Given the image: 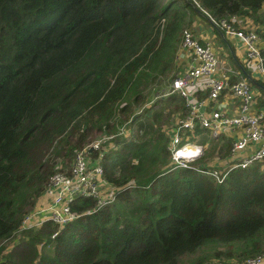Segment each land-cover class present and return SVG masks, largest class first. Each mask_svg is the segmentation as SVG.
<instances>
[{
  "label": "trees",
  "instance_id": "obj_1",
  "mask_svg": "<svg viewBox=\"0 0 264 264\" xmlns=\"http://www.w3.org/2000/svg\"><path fill=\"white\" fill-rule=\"evenodd\" d=\"M195 1L215 19L255 22L263 0ZM199 14L193 0H0V264H239L264 250V158L208 165L231 139L216 145L195 126L187 139L202 154L170 162L173 126L166 134L150 106ZM102 131L117 135L99 160L112 199L77 197L71 208L90 212L20 227L52 173Z\"/></svg>",
  "mask_w": 264,
  "mask_h": 264
},
{
  "label": "built area",
  "instance_id": "obj_2",
  "mask_svg": "<svg viewBox=\"0 0 264 264\" xmlns=\"http://www.w3.org/2000/svg\"><path fill=\"white\" fill-rule=\"evenodd\" d=\"M237 17L232 15L231 19ZM226 18H219L217 23L224 29L225 33L234 34L242 42L244 60H252L253 66L264 75V23L260 26L246 30L232 29ZM180 50L187 54L189 67L175 76L171 82L170 92L178 91L184 96L186 113L177 119L173 125L167 149L171 154L172 161L185 166L183 161L193 160L191 148L199 147L202 153L203 144L188 141L193 134L195 126H205L210 134L216 135L220 130L229 129L234 131L229 155L226 157L228 167H245L254 160L264 158V111L257 112L253 100V92L246 79L240 78L228 82L217 75L216 57L214 49L209 42H202L193 37L192 31L184 29L180 41ZM207 91L199 98L192 97L195 89ZM228 88L231 97L235 100V111L230 113L225 110L212 109L206 113L204 106L208 101L222 95L221 90ZM185 141L181 142V139ZM99 140L86 143L76 150L67 171L55 170L50 176L49 183L44 189L48 198L46 202L33 207L25 213L21 219L20 227H37L44 220H50L62 226L82 212H90L91 209L76 211L71 208V202L77 197H87L95 200V205L109 202L112 192L105 194L102 178V165L99 161L101 149L98 147ZM248 148L246 154H240ZM92 151L98 152V157L91 158ZM240 154V155H239ZM221 169V168H219ZM211 174L216 179H221L222 173L213 168ZM55 232L51 234L53 236ZM239 264H264V250L258 254L244 258Z\"/></svg>",
  "mask_w": 264,
  "mask_h": 264
},
{
  "label": "rangeland",
  "instance_id": "obj_3",
  "mask_svg": "<svg viewBox=\"0 0 264 264\" xmlns=\"http://www.w3.org/2000/svg\"><path fill=\"white\" fill-rule=\"evenodd\" d=\"M193 3L196 7L199 8V11L201 12V14H199V16H196V17L194 16L192 18L193 21L191 20L192 22H190V25L188 27H185L186 24L184 25L185 28H183L181 31V37H182L183 30L189 29L192 31L193 37L196 38L198 41L201 40L202 42H204V41L209 42L211 44L212 48L214 49V54L216 57V67L218 70L217 75L226 79L228 82L240 79L241 77H238L239 73L242 76V78H244V75H245L248 80H249V76H250L251 78H253L256 81L263 82V85H260V86L257 84L250 85L249 81H252V80L248 81L246 79L249 86H250V90L253 92V100L256 101V104H257V101L264 99V89L262 88V87H264V75L260 74L258 72V70H256L254 68L252 60L248 59L246 61V60H244V57L242 58L241 65L248 72V74L250 73L252 76L251 75L248 76L243 70H240L239 73H237L234 70V68L229 67V66H231V62H232L233 58L230 57V51H229V48L227 47L225 42L219 40L218 38H215L214 41L211 39L207 40V39L199 37L195 33L196 30L199 32V28L197 26H199L200 28H203V29L210 28L213 26L217 31H219L221 34H223V36L226 38H227V36H230V35L234 36L239 41L240 48L242 49L243 53L245 51V49L243 48L242 42L239 40V38L237 36H235L234 34L225 33L224 29L217 23V20H215V18L211 14H209L205 9L201 8L198 5L197 1L193 0ZM232 15L236 16L237 18L231 19ZM225 20H227L230 23L231 28L234 30H236V29L246 30L249 28H254V25H256L260 19L258 17V21L254 22L248 15H242L241 16L238 14H230V16L227 17ZM242 55L244 56V54H242V53L239 54V56H242ZM185 56H187V54L185 52H183L182 50H180V48H179V50L175 53V55L173 57L171 69H170V71L167 72L166 78L164 80L165 81V87L158 89L156 91V93H157L156 96L154 98H152V101L157 100V97L158 98H164L163 101H160L156 104H153V102H151V104H150V106L153 109H157L158 107H160V108H162V110H164V118H163V122H162V127H163L166 134H168V132L170 131L171 127L175 124L177 119L180 117H183L186 113V110H183L179 103L176 104L177 101H174V102L171 101L170 102L169 98H167L170 94H175L176 96H179V97H182L183 99H185L184 96L181 95L178 91L170 92L171 82H172L173 78L175 76H180L181 73L184 72L185 70H187L189 67V59H186ZM263 56H264V53H263ZM228 64H229V66H227ZM220 71H221L222 75L220 74ZM206 91H207L206 88L195 89V91H193V93H192V97L198 95L199 98H201L202 95H204L206 93ZM221 93H222V95L229 93L228 88H223L221 90ZM217 98H218V95H217ZM235 100H237V98H235ZM149 103H150V101L146 102L144 104V106L148 105ZM142 107H140L138 109V111H140L142 109ZM206 107H207V105L204 106V111H206V113L212 109L222 110L218 106H214L211 108H206ZM260 110L264 111V105H261L258 108L257 112H259ZM121 115L124 116L123 114H121ZM121 125L125 129L128 128V126H127L128 120H126L124 123L120 124L119 126H121ZM202 127H205V126H202ZM115 136H117V135L113 131H106V132L102 131V132H98L96 134H93L87 143L98 139L99 140L98 147L101 149V155L98 157V152L92 151L89 154V156L91 158H93V157L97 158L98 157L99 160H101L100 158H102L101 156H102V153L104 152L105 149L117 147V145L114 143V141H112V138ZM168 152H169V150H168ZM209 154L212 155L211 152H209ZM169 156H170V162H172L170 152H169ZM195 158H197V157H195ZM187 162L189 163V161H187ZM187 162L183 161L181 163L188 164ZM191 162L193 163L194 161H191ZM226 164H228V163L226 162L224 164H218V166H219L218 168H222ZM104 187H105V189H104L105 194H107V192H109V193L112 192L113 187L108 185L106 182L103 185V188ZM86 209H88V208H86ZM10 239L7 240L5 246L11 245V243L13 241ZM226 262H229V261H226Z\"/></svg>",
  "mask_w": 264,
  "mask_h": 264
},
{
  "label": "crops",
  "instance_id": "obj_4",
  "mask_svg": "<svg viewBox=\"0 0 264 264\" xmlns=\"http://www.w3.org/2000/svg\"><path fill=\"white\" fill-rule=\"evenodd\" d=\"M256 13L259 15V19H260L257 22V26H260V25H262L264 23V1L261 3V5L257 9ZM197 27L199 28V32L196 30L195 33L199 37L204 38V39H207V40L211 39L213 41H214L215 38H218L219 40H221V41H223V42L226 43V45H227V47L229 48V51H230V57L233 58V60L231 62V66H229V64L227 66L234 68V70L237 73H239L240 70H243L248 76L251 75L250 73L248 74V72L241 65L243 55L242 56H239V54L240 53L243 54V51L240 48L239 41L234 36L230 35V36H227V38H226V37L223 36V34H221L219 31H217L213 26L212 27L214 29L212 27L206 28V29L200 28L199 26H197ZM220 74L222 75L221 71H220ZM238 77H242L240 75V73L238 74ZM244 78L247 79L245 75H244ZM249 80H252V78L250 76H249ZM249 83H250V85L256 84V82H252V81H249ZM202 96H205V95H202ZM214 106H218L222 110H225V111H228L230 113H233L235 111V100H234L233 97H231L230 94L220 95L217 99L209 100L208 101V105H207L206 108H211V107H214ZM260 106H261V104L259 103V101H257V104L255 102V107L256 108H258ZM234 133H235L234 131H231L229 129L218 131L217 133H215L217 136H219L218 139L215 141L216 145H219L220 142L224 138H230L231 139V142H232V138L234 136ZM205 144L206 143H204V146H205ZM247 151H248V148L245 149L244 151L240 152V154H243L244 155V154L247 153ZM211 153H212V155L209 154V159H207V161H206V163L208 165H218V164H224V163H226V161H227L226 160V156L225 157H221V156L218 157L216 155V149L213 150V152L211 151ZM47 198H48V196L45 193H42L38 197V199H37V201L35 203V206L46 202ZM12 241L13 242L11 243V245L10 246L9 245L8 246H5L3 251H7L8 249H10L13 246V244L15 242H14V240H12ZM6 242L7 241H5V244H6Z\"/></svg>",
  "mask_w": 264,
  "mask_h": 264
},
{
  "label": "water",
  "instance_id": "obj_5",
  "mask_svg": "<svg viewBox=\"0 0 264 264\" xmlns=\"http://www.w3.org/2000/svg\"><path fill=\"white\" fill-rule=\"evenodd\" d=\"M264 89V87H262ZM191 153L193 157H198L200 155V148L199 147H192Z\"/></svg>",
  "mask_w": 264,
  "mask_h": 264
}]
</instances>
